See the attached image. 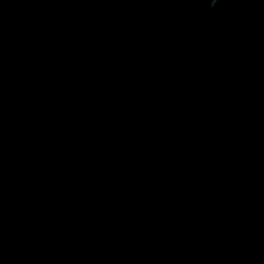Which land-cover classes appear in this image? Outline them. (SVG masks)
I'll list each match as a JSON object with an SVG mask.
<instances>
[{
  "label": "water",
  "instance_id": "water-1",
  "mask_svg": "<svg viewBox=\"0 0 264 264\" xmlns=\"http://www.w3.org/2000/svg\"><path fill=\"white\" fill-rule=\"evenodd\" d=\"M0 264H264V0H0Z\"/></svg>",
  "mask_w": 264,
  "mask_h": 264
},
{
  "label": "clouds",
  "instance_id": "clouds-1",
  "mask_svg": "<svg viewBox=\"0 0 264 264\" xmlns=\"http://www.w3.org/2000/svg\"><path fill=\"white\" fill-rule=\"evenodd\" d=\"M219 3V0H207V6L209 8H214Z\"/></svg>",
  "mask_w": 264,
  "mask_h": 264
}]
</instances>
